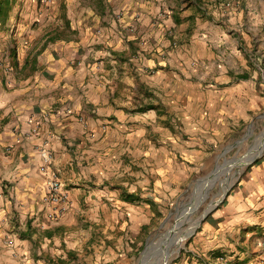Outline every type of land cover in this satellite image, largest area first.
<instances>
[{"label": "crops", "instance_id": "1", "mask_svg": "<svg viewBox=\"0 0 264 264\" xmlns=\"http://www.w3.org/2000/svg\"><path fill=\"white\" fill-rule=\"evenodd\" d=\"M86 2L29 14L41 55L18 91L0 81V264H135L186 166L264 107V0ZM255 161L175 264H264ZM53 172L70 194L61 218Z\"/></svg>", "mask_w": 264, "mask_h": 264}, {"label": "rangeland", "instance_id": "2", "mask_svg": "<svg viewBox=\"0 0 264 264\" xmlns=\"http://www.w3.org/2000/svg\"><path fill=\"white\" fill-rule=\"evenodd\" d=\"M61 1L15 0L12 15L9 18H6V15L2 17L0 81L5 79L3 82L7 91L19 90L32 70L29 62L41 55L38 53L40 51L36 50L38 45L34 46V42L30 44L29 35L32 33L29 32V28L38 29L40 19L38 21L35 18L30 19L26 21L27 27H24L25 18L29 14L33 15V12L34 16L38 13V17L46 13L54 16L55 11L66 12L68 5L74 10L91 7L87 0L86 3L83 0L78 6L75 3L71 5L72 3H68L67 0H63L66 4ZM8 10L9 8L6 13ZM53 22L60 26L59 19ZM185 130V126L179 123V132L184 133ZM230 134L231 136L228 135L229 137L218 144L220 146L210 161L184 165L187 167L186 170H189V167L194 168L195 173L186 182H182L180 193L170 197L167 201L169 204L165 205L163 212L156 214V219L149 225L144 236L147 240L145 239L143 245L134 247L135 264H139L147 252L150 254L146 259L147 264H175L180 254L192 248L205 218L211 215L214 209H218V205L239 185L255 160L264 156V107L257 115H252L237 133ZM258 142L259 145L256 147ZM253 156L256 157L252 159ZM215 262L227 263V258L219 257Z\"/></svg>", "mask_w": 264, "mask_h": 264}, {"label": "built area", "instance_id": "3", "mask_svg": "<svg viewBox=\"0 0 264 264\" xmlns=\"http://www.w3.org/2000/svg\"><path fill=\"white\" fill-rule=\"evenodd\" d=\"M51 159L48 154L46 160ZM49 198L48 203L51 206V217L61 218L70 210V194L61 181L57 172H53L48 183ZM262 251L264 256V242L262 243Z\"/></svg>", "mask_w": 264, "mask_h": 264}, {"label": "trees", "instance_id": "4", "mask_svg": "<svg viewBox=\"0 0 264 264\" xmlns=\"http://www.w3.org/2000/svg\"><path fill=\"white\" fill-rule=\"evenodd\" d=\"M15 0H0V23L3 16L9 18L12 15ZM9 8L8 12L6 10Z\"/></svg>", "mask_w": 264, "mask_h": 264}, {"label": "water", "instance_id": "5", "mask_svg": "<svg viewBox=\"0 0 264 264\" xmlns=\"http://www.w3.org/2000/svg\"><path fill=\"white\" fill-rule=\"evenodd\" d=\"M256 156H253V157H251L252 159H254ZM250 159V158H249Z\"/></svg>", "mask_w": 264, "mask_h": 264}, {"label": "bare ground", "instance_id": "6", "mask_svg": "<svg viewBox=\"0 0 264 264\" xmlns=\"http://www.w3.org/2000/svg\"><path fill=\"white\" fill-rule=\"evenodd\" d=\"M195 227V226H194Z\"/></svg>", "mask_w": 264, "mask_h": 264}]
</instances>
